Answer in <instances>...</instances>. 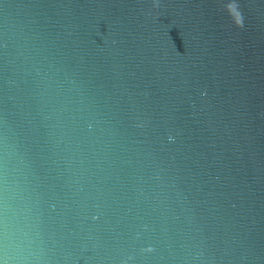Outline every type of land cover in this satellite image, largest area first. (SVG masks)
<instances>
[{
	"label": "water",
	"instance_id": "obj_1",
	"mask_svg": "<svg viewBox=\"0 0 264 264\" xmlns=\"http://www.w3.org/2000/svg\"><path fill=\"white\" fill-rule=\"evenodd\" d=\"M237 2L0 0V264H264V0Z\"/></svg>",
	"mask_w": 264,
	"mask_h": 264
},
{
	"label": "clouds",
	"instance_id": "obj_2",
	"mask_svg": "<svg viewBox=\"0 0 264 264\" xmlns=\"http://www.w3.org/2000/svg\"><path fill=\"white\" fill-rule=\"evenodd\" d=\"M155 6L159 7V0H155ZM227 12L229 16L234 21L235 25L243 28L244 27V17L242 12L240 11L239 4L237 0H229V3L227 4ZM151 251V249H149Z\"/></svg>",
	"mask_w": 264,
	"mask_h": 264
}]
</instances>
